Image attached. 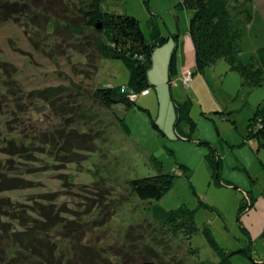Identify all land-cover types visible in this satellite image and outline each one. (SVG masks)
Here are the masks:
<instances>
[{
	"label": "rangeland",
	"instance_id": "1",
	"mask_svg": "<svg viewBox=\"0 0 264 264\" xmlns=\"http://www.w3.org/2000/svg\"><path fill=\"white\" fill-rule=\"evenodd\" d=\"M44 2L47 8H27L6 22L0 18V176L4 171L28 185L0 194L13 202L0 209V219L11 229L12 208L22 210L26 220L41 207L47 216L52 210L60 214L61 223L71 225L50 237L63 264H195L186 259L189 248L198 250L200 260L218 263L206 226L221 248L233 253L234 264H264V147L246 140L250 118L264 106V83L244 86L225 60L198 70L189 35L192 13L180 0H107L104 11L137 18L150 41L167 39L154 51L149 95L131 93L136 105L108 111L87 96L95 88H128L133 67L103 57L95 42L103 34L85 25L78 0ZM226 2L240 33L238 60L247 64L264 48V0ZM175 52L178 72L171 76ZM54 87L52 97L35 94ZM185 102L193 124L178 121L177 104ZM73 126L80 130L70 133ZM51 130L60 135L51 142L47 136V150L54 149L55 157L8 154L9 140L16 147L25 137L31 143ZM177 171L174 187L161 200L132 194L131 180ZM243 204L248 208L241 212ZM155 205L194 209L201 231L191 240L172 239L155 225L150 213ZM86 247L94 249L91 256H84Z\"/></svg>",
	"mask_w": 264,
	"mask_h": 264
},
{
	"label": "trees",
	"instance_id": "2",
	"mask_svg": "<svg viewBox=\"0 0 264 264\" xmlns=\"http://www.w3.org/2000/svg\"><path fill=\"white\" fill-rule=\"evenodd\" d=\"M44 1L45 0H18L15 3H11V0H3L0 18L2 17V21L6 22L14 16H23L28 13L27 8L30 11H32L34 7L41 9L47 8L48 6L45 5ZM106 1L107 0H78V9L80 17L83 19L85 25L103 34V36L95 41L103 57L121 59L133 67L132 80L128 88H123L121 86L95 88V90L87 96L95 103H98L100 106L110 111L118 104H124L128 107L136 105L137 99L135 101L132 100L130 98L131 93L136 94V92L140 93L145 90L148 91V93L143 95H149L152 84L149 81L148 74L153 65L154 51L156 46L164 44L167 39L165 37H158L150 41L143 32L137 18L104 11L103 4L106 3ZM179 6L192 13L191 19L189 20V35L194 44L196 67L198 70L203 71L206 67L215 66L219 60H225L229 62L231 69L238 70L241 74L244 86L254 88L264 83V65L262 67L257 65V61L264 60V48H261L257 55H254L247 64L238 60L240 51L237 47V42L240 39V33L238 29L237 31L234 29L235 27L230 19L226 0H180ZM68 25L70 24H67V27ZM74 31L79 32L76 30ZM177 68V54L175 52L171 60V76L177 74ZM56 91L57 88L54 87L48 88L43 92L38 91L35 94L37 97H45L47 95L46 93H50L52 97L55 95ZM189 107V102L177 104L179 122L185 119L193 124L189 114ZM138 108L150 115L148 110L141 107ZM71 113L72 111L67 112L69 115ZM71 116L77 119L81 114L73 113ZM152 122L153 126L161 131L156 120L152 118ZM70 130V133H72L80 129L79 127L73 126ZM98 133H100V131H96V135ZM98 135L101 137L102 133ZM98 135L96 137H98ZM47 136H49V139ZM59 136L58 133L55 134L52 130L45 131L32 137L31 140L33 141H31V143H28L30 137H25L22 143L16 145V147L13 146L16 144L15 140L7 139L9 140L8 144H10V148H12L9 150L8 154L16 156L19 159L24 157L28 158L26 156H28L29 153L31 158L34 157V153H36V155L47 154V157H55L56 155H53L54 149H50L49 152L47 147L52 137L58 139ZM47 139L49 142H46ZM247 139H256L258 148L264 147V106L259 107L254 116L250 119L246 140ZM37 143L39 145H37ZM4 149L3 152L6 154ZM61 151L62 149H59L57 155H60ZM152 160L161 167L160 161L156 159ZM216 161V171L218 173L221 158L217 156ZM13 167L17 170L15 166ZM28 172L32 174L31 171L28 170ZM179 173L180 171H177L175 174L161 172L155 176L133 179L130 181V187L133 190L132 194L141 200H161L168 191L174 187L176 177ZM184 173H186V171H184ZM5 175L8 174L3 171L0 176V194L10 190L25 189L28 187L24 178L18 180L16 177L9 178V175ZM11 179H15L13 180L15 183L9 185V180ZM8 204H13L12 200L6 197H0V209H2V207L3 209L6 208L5 206ZM252 205L253 201L251 200V206ZM247 208L248 205L243 204L240 211L244 212ZM41 209L42 207L39 210L36 209L38 210L37 214L29 217V220H26L22 210L12 208L13 213L10 216V220L13 226L11 229L7 227L9 225H7L6 222L2 221L4 217L0 219V264H63L61 261L62 259H58V248L54 241L52 242L51 237L53 232H59L63 227L67 229L71 223H69V225H65V223L62 224L58 217L60 214L52 210L51 212L55 213L54 219L52 213L47 216L48 212ZM150 213L154 219L155 225H160L164 231L166 230L170 234L172 239L183 238L185 240H191L194 235L201 231V228L196 222V211L188 206L165 210L155 205L150 209ZM51 219L55 222H51ZM18 226L23 228V230H18ZM25 231H27L28 234L27 232L25 233ZM203 232L209 240L210 245L220 254L219 262L213 263L200 260L199 252L194 248H189V250H187L188 257H186V259H189L191 262L196 261L195 264H234L232 261L233 253L228 254L221 248L214 238L211 229L206 226ZM10 242H13V244ZM72 244H74V241ZM86 248L89 251L88 253H84V256H91L94 249ZM69 249L72 250L73 247ZM237 252L245 256H250L249 250L240 249ZM146 264L153 263L146 262Z\"/></svg>",
	"mask_w": 264,
	"mask_h": 264
},
{
	"label": "crops",
	"instance_id": "3",
	"mask_svg": "<svg viewBox=\"0 0 264 264\" xmlns=\"http://www.w3.org/2000/svg\"><path fill=\"white\" fill-rule=\"evenodd\" d=\"M259 107H261V106H258V108H259ZM258 108H257V109H258ZM255 113H256V111H255ZM255 113H254V114H255ZM253 116H254V115H253ZM253 116H252V117H253ZM252 117H251V118H252ZM251 118H250V119H251Z\"/></svg>",
	"mask_w": 264,
	"mask_h": 264
},
{
	"label": "built area",
	"instance_id": "4",
	"mask_svg": "<svg viewBox=\"0 0 264 264\" xmlns=\"http://www.w3.org/2000/svg\"><path fill=\"white\" fill-rule=\"evenodd\" d=\"M147 93H148V91L145 92V94H147Z\"/></svg>",
	"mask_w": 264,
	"mask_h": 264
}]
</instances>
